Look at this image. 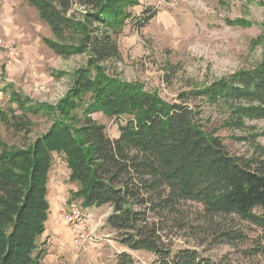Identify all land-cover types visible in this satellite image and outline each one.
Segmentation results:
<instances>
[{
    "label": "trees",
    "instance_id": "trees-1",
    "mask_svg": "<svg viewBox=\"0 0 264 264\" xmlns=\"http://www.w3.org/2000/svg\"><path fill=\"white\" fill-rule=\"evenodd\" d=\"M55 39L44 42L58 55L87 54L74 72L66 94L55 104L33 102L19 92L11 101L24 113L51 118L49 128L16 147L0 140V264H42L47 241L42 238L50 214L49 177L55 154L69 169V200L85 208L109 205L108 226L121 245L155 256L151 264H216L195 248L177 247L171 234L180 227L182 207L202 206L211 222L238 218L259 229L257 248L264 253V148L255 156L230 154L218 130L207 129L202 110L170 102L142 84L123 81L105 63L121 58L118 33L128 24L146 26L157 11H127L129 0H28ZM231 25H248L243 18ZM207 105L225 106L222 126L245 130L248 121L264 119V55L251 68H241L210 84L183 92ZM95 112L118 119L119 135L111 137ZM0 120L16 131L30 132L26 115L0 110ZM254 128V127H251ZM264 132L234 136L253 140ZM252 141V142H253ZM219 225L218 228H221ZM223 229V228H221ZM219 242L242 239L239 231H220ZM118 264H136L122 251Z\"/></svg>",
    "mask_w": 264,
    "mask_h": 264
},
{
    "label": "rangeland",
    "instance_id": "rangeland-1",
    "mask_svg": "<svg viewBox=\"0 0 264 264\" xmlns=\"http://www.w3.org/2000/svg\"><path fill=\"white\" fill-rule=\"evenodd\" d=\"M130 1V0H129ZM136 5L126 7L139 15L146 7L157 11L142 27L128 23L117 35L121 58L105 65L108 72L123 81L142 84L146 90L158 93L170 102H185L202 110L200 117L207 129L218 130L228 152L238 157H252L264 148V135L253 140H237L234 136L264 132V119L248 121L245 130H230L222 126L228 110L225 106H210L200 97L180 98L183 92L210 84L241 68H251L264 55V0H131ZM243 18L248 25H231L228 19ZM55 39L49 25L28 0H0V42L10 41L18 56L14 61L0 63V110L13 115H26L32 123L30 132L16 131L0 120V140L21 147L45 132L51 118L42 113H24L11 101L12 92H19L33 102L57 103L73 82L74 72L87 64V54L63 57L43 40ZM93 118L106 125L107 133L119 135L118 119L95 112ZM253 141V142H252ZM52 179L69 183V169L55 154ZM49 186L48 199L54 206V191ZM180 227L171 234L175 248L188 247L201 251L216 264H264V253L257 248L259 229L238 218L208 221L200 204L189 202L182 207ZM112 211L109 205L86 209L89 231L94 241L76 245L73 235L65 242L49 241L42 264H118L117 255L130 252L136 264H151L155 256L147 251H132L121 245L116 232L106 223ZM54 211L50 212L52 218ZM66 225V223L64 222ZM221 228H218L219 225ZM67 226V225H66ZM50 228V227H49ZM68 228V227H67ZM220 231H239L242 239L219 242Z\"/></svg>",
    "mask_w": 264,
    "mask_h": 264
},
{
    "label": "built area",
    "instance_id": "built-area-1",
    "mask_svg": "<svg viewBox=\"0 0 264 264\" xmlns=\"http://www.w3.org/2000/svg\"><path fill=\"white\" fill-rule=\"evenodd\" d=\"M17 56V50L12 42H0V63L4 59L14 61L17 59ZM63 219L70 229L73 241L77 246L94 241V237L89 231L90 219L81 200L73 199L68 201Z\"/></svg>",
    "mask_w": 264,
    "mask_h": 264
},
{
    "label": "crops",
    "instance_id": "crops-1",
    "mask_svg": "<svg viewBox=\"0 0 264 264\" xmlns=\"http://www.w3.org/2000/svg\"><path fill=\"white\" fill-rule=\"evenodd\" d=\"M51 174L52 173L50 172L49 185L54 191L55 204L54 206L50 204V212L53 210L54 214L52 218L49 214L45 235L47 234V236H50V242H52V240L54 242L57 239L63 243L66 241V238L72 234L70 229L67 228L68 226L64 224L63 214L69 201L70 190L76 189L77 186L71 182L70 184L72 185H69V183H64V181L61 179L55 180L54 178L53 180Z\"/></svg>",
    "mask_w": 264,
    "mask_h": 264
}]
</instances>
